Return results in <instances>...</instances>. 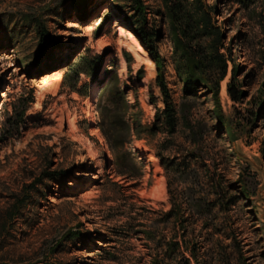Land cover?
Instances as JSON below:
<instances>
[{"label":"rangeland","instance_id":"rangeland-1","mask_svg":"<svg viewBox=\"0 0 264 264\" xmlns=\"http://www.w3.org/2000/svg\"><path fill=\"white\" fill-rule=\"evenodd\" d=\"M74 1L0 0V264H152L173 238L180 251L195 250L198 264H264V0H203L228 59L219 94L224 119L205 90L189 104L219 163L224 199L235 201L206 217L187 211L182 223L165 216L173 203L154 148L163 129L150 139L131 129L119 158L100 127L101 109L108 120L116 90L130 106V123L152 125L157 108H165L138 27L161 33L166 80L180 109L170 3L144 0L147 20L137 26L129 0H85L84 10ZM131 35L148 62L130 50ZM233 72L245 92L238 103L221 91ZM187 132L180 123L172 138L185 142Z\"/></svg>","mask_w":264,"mask_h":264},{"label":"trees","instance_id":"trees-1","mask_svg":"<svg viewBox=\"0 0 264 264\" xmlns=\"http://www.w3.org/2000/svg\"><path fill=\"white\" fill-rule=\"evenodd\" d=\"M168 1L170 4H167L166 15L174 41V63L177 74L183 82V102L180 109L168 88L167 61L158 47L161 33L138 27L137 37L146 47L156 65L157 83L165 97V108H157L155 122L152 125L142 124L138 118H134L133 123H130L125 119L130 106L125 100L123 92L116 90L115 106L110 111L108 120L106 111L104 108L101 109L100 127L104 130L119 158L121 154L118 149L125 144L131 129L138 138L144 139L153 137L158 128L163 129L162 131L166 135L154 148L168 178L169 194L173 203L172 209L165 216L182 223L187 220L185 217L187 211L195 210L200 217H206L207 212H211L215 205L227 209L235 201V199H224V184L220 178V172H218L219 163L216 162L212 156L214 153L206 145V134L194 124L191 115L192 105L189 104L190 99L195 101L199 97V91L205 90L212 94L217 105L216 116L219 121H223L224 114L219 94L221 81L227 75L228 59L221 52L224 44L220 29L213 24L211 12L203 0ZM238 1L247 5L251 0ZM85 2V0H75L74 5L84 10ZM129 2L134 24L138 26V24L146 22L144 0H129ZM43 38L42 35V41ZM46 52V49L42 47L41 54ZM48 52L50 53V50ZM127 55L130 56V54ZM101 60L102 57L98 56L94 65L98 67ZM227 94L236 103L242 102L245 98V92L236 84L235 72L227 83ZM23 113L24 109L21 116ZM180 123L188 131L184 136L185 142H177L172 138ZM201 124L204 130L207 129L205 122L202 121ZM130 163L133 168H136L134 158L130 157ZM119 172L128 173L123 169ZM214 194L217 195L216 198H210V195ZM181 247V241L173 238L168 242L165 257L161 259L156 257L152 264H192L191 259H194L198 264V255L195 250L186 248L190 250L180 251ZM187 251L190 256H187Z\"/></svg>","mask_w":264,"mask_h":264},{"label":"bare ground","instance_id":"bare-ground-1","mask_svg":"<svg viewBox=\"0 0 264 264\" xmlns=\"http://www.w3.org/2000/svg\"><path fill=\"white\" fill-rule=\"evenodd\" d=\"M123 33V30L121 29V28H119V34H122ZM122 37V36H121ZM130 38V37H129ZM128 38V39H129ZM127 39V38H126ZM131 48H130V50L131 51H133V53L135 54V56H136V58L138 59V60H140V61H143V62H148L149 60H148V58H147V54H146V52H144L143 50H142V47L140 46V44L136 41V39L134 38V37H132V35H131ZM139 52H143V55H141ZM147 58V59H146ZM148 60V61H147ZM150 63V62H149ZM126 71V65L124 64V63H122L121 64V68H120V70H119V74L120 75H122L123 74V72H125ZM222 91V94H226L227 93V86H226V84L224 83V85H223V89L221 90ZM95 101H96V97L95 96H93L92 98H91V100L90 101H88V103H87V107H86V109H85V112H86V114H87V118H89V119H93V117H94V112H95V108H94V103H95ZM95 118V117H94ZM94 132L96 133V134H99L100 135V131L98 130V129H95L94 130ZM104 138V137H103ZM102 140V139H101ZM103 141H104V139H103ZM93 152V151H92ZM91 156V155H90ZM93 158V157H92Z\"/></svg>","mask_w":264,"mask_h":264}]
</instances>
